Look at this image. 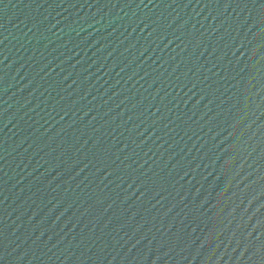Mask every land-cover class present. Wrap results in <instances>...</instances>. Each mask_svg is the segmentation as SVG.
Segmentation results:
<instances>
[{"label":"water","instance_id":"95a60500","mask_svg":"<svg viewBox=\"0 0 264 264\" xmlns=\"http://www.w3.org/2000/svg\"><path fill=\"white\" fill-rule=\"evenodd\" d=\"M0 264H264V0H0Z\"/></svg>","mask_w":264,"mask_h":264}]
</instances>
